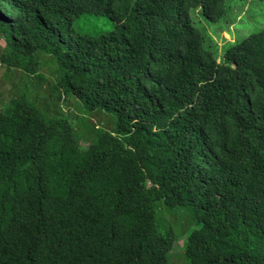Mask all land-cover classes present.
Instances as JSON below:
<instances>
[{
	"label": "trees",
	"instance_id": "trees-1",
	"mask_svg": "<svg viewBox=\"0 0 264 264\" xmlns=\"http://www.w3.org/2000/svg\"><path fill=\"white\" fill-rule=\"evenodd\" d=\"M226 1L0 0V264H264V28L218 59L191 18Z\"/></svg>",
	"mask_w": 264,
	"mask_h": 264
},
{
	"label": "rangeland",
	"instance_id": "rangeland-1",
	"mask_svg": "<svg viewBox=\"0 0 264 264\" xmlns=\"http://www.w3.org/2000/svg\"><path fill=\"white\" fill-rule=\"evenodd\" d=\"M226 14L218 20L211 22L203 18L197 10L191 12V18L194 26L199 29L205 37L204 46L210 50L218 59L222 57L223 51L227 49L232 42H239L247 36L257 33L264 28V0H227L225 3ZM112 23L103 16L82 15L75 19L73 28L81 34L97 35L112 30ZM3 68L0 66V80H2ZM19 74L13 73L16 78ZM46 75L47 72H46ZM53 77L48 78L51 82ZM10 83L6 82L0 92V106L7 99V89ZM48 83H41L39 91L47 97ZM31 90V88H30ZM47 99V98H46ZM66 104H62V110L69 111L71 116L75 118L73 127L79 134H84L86 130L94 132V128L99 130H111L114 126V117L111 113L102 111H86L78 114L77 104L71 98L66 100ZM161 218L164 225H171L177 232L182 229L189 231L193 228V222L190 217L181 210L173 213L163 211ZM185 237L179 238L173 245L171 254L169 255L168 264H186L183 256V244Z\"/></svg>",
	"mask_w": 264,
	"mask_h": 264
}]
</instances>
